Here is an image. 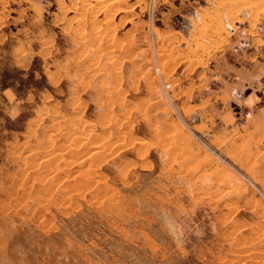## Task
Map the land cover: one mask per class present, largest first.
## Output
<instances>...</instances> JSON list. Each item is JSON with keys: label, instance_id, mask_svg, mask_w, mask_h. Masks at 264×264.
Here are the masks:
<instances>
[{"label": "rangeland", "instance_id": "1", "mask_svg": "<svg viewBox=\"0 0 264 264\" xmlns=\"http://www.w3.org/2000/svg\"><path fill=\"white\" fill-rule=\"evenodd\" d=\"M180 1L0 0V264H264V0Z\"/></svg>", "mask_w": 264, "mask_h": 264}, {"label": "crops", "instance_id": "2", "mask_svg": "<svg viewBox=\"0 0 264 264\" xmlns=\"http://www.w3.org/2000/svg\"><path fill=\"white\" fill-rule=\"evenodd\" d=\"M197 2H198V0H181L180 6H178V7L176 6V8H178L180 10H182L184 8H189V9L196 8V10H197V7H195V4ZM237 3H238L237 0H235V1L234 0H214L211 3V5L206 8V10L210 11L212 13H214V12L218 13V11H221L223 13V16L227 20V22H226L227 24H225V23L224 24L226 25V30H228V32H229L230 28L233 29L232 27H234V25L230 24L231 22L229 21L228 14H230V13H232L233 16H234V14H236V16H234V17H237V20L235 23L239 24L240 28H241L242 23L243 24L247 23V25L251 29V21H250L251 18L249 17V15L247 18L244 15V10L246 9V6H243L239 11L237 10V12L236 11L234 12V9H239V6L237 5ZM253 17L256 19L258 17V15H257V17H255V15H254ZM252 22L255 23V26L258 25V22L256 20H254L253 18H252ZM237 28L239 29V27H237ZM263 30H264V28H263ZM232 34H234V33H232ZM263 34H264V31H263ZM257 35H258V32H257ZM214 38H216V39H213V40H216L217 42H223L225 40V42L222 43V47H221L222 48V50H221L222 56H226L228 53L234 52V50H235L234 47H236V45L240 42L239 41L240 38L237 35L234 37H231L230 35H226V34L222 35L221 37H219V36L215 37V35H214ZM251 40H252L253 44L256 46H254L253 50L250 51V54L248 53V55H250V57L249 56L248 57L254 63L260 57L259 53H257L256 50H259L260 44H258V40H261V39H259V38L253 39L252 38ZM235 55H238L237 57H239L240 53H237ZM250 60H247V61H250ZM236 67H237V69H239L238 68L239 65H236ZM186 93L184 92V94H186ZM223 96H226V98H227V96H229L228 91L224 92ZM260 102H261V98L256 93H251L248 97L243 98L240 101L238 100L239 105H241L243 107H250V108L259 104ZM187 103H189V102L188 101L183 102V104H187ZM227 104H228V102L226 100L224 102V107H223L224 109H227ZM254 116L256 117L255 119H258V117H260V116H264V108L259 109L258 111L254 112ZM221 119L225 120V121H231V120L235 119V116H231L230 113H227V115L226 114L222 115Z\"/></svg>", "mask_w": 264, "mask_h": 264}, {"label": "built area", "instance_id": "3", "mask_svg": "<svg viewBox=\"0 0 264 264\" xmlns=\"http://www.w3.org/2000/svg\"><path fill=\"white\" fill-rule=\"evenodd\" d=\"M250 117V113H248L247 115H246V118H249Z\"/></svg>", "mask_w": 264, "mask_h": 264}]
</instances>
